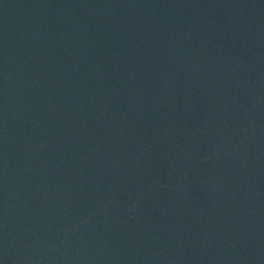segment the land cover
<instances>
[{"label": "water", "instance_id": "water-1", "mask_svg": "<svg viewBox=\"0 0 264 264\" xmlns=\"http://www.w3.org/2000/svg\"><path fill=\"white\" fill-rule=\"evenodd\" d=\"M0 264H264V0H0Z\"/></svg>", "mask_w": 264, "mask_h": 264}]
</instances>
